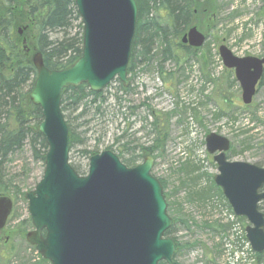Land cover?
<instances>
[{"label":"rangeland","instance_id":"rangeland-1","mask_svg":"<svg viewBox=\"0 0 264 264\" xmlns=\"http://www.w3.org/2000/svg\"><path fill=\"white\" fill-rule=\"evenodd\" d=\"M215 7L214 14L207 11L197 16L196 27L206 41L194 48V54L178 49V60H163L161 44L154 42L150 58L129 74L132 91L123 92L115 79L104 89L105 102L99 99L94 105H100L99 114L91 109L77 118L82 106L65 112L74 133L69 161L85 175L91 156L85 151L110 150L122 160L126 141L131 146H152L155 135L149 133V123L158 118L163 144L150 155L154 158L152 174L164 186L172 218L170 237L178 243L176 260L180 264H257V253L245 239L248 220L234 215L214 182L217 164L207 151L206 136L214 132L228 138L231 161L264 167V83L258 85L252 103L245 105L234 70L226 68L219 55V47L226 45L239 57H264V0H215ZM80 22L74 18L68 30L49 36L52 40L78 36ZM33 33H19L27 40L22 45L29 53ZM117 96L122 98L121 105ZM44 167L28 144L7 162L13 190L5 196L12 199L13 210L0 231V264H33V259L37 264L42 257L26 240L32 224L23 236H14L12 231L30 218L25 194L35 188Z\"/></svg>","mask_w":264,"mask_h":264},{"label":"water","instance_id":"water-1","mask_svg":"<svg viewBox=\"0 0 264 264\" xmlns=\"http://www.w3.org/2000/svg\"><path fill=\"white\" fill-rule=\"evenodd\" d=\"M75 6L83 24L77 61L66 69H50L41 52L32 57L37 77L29 98L42 110L38 131L48 150L42 178L25 194L33 225L26 240L51 264H180L175 260V240L165 235L172 218L163 186L151 174L152 156L129 167L105 150L90 157L85 175L70 164L69 127L61 110L63 90L86 84L101 92L115 78L129 86L127 67L138 19L136 0H75ZM205 41L196 26L181 38L193 48ZM219 55L224 66L234 70L243 103L250 105L264 75V57H239L226 45L219 47ZM230 146V140L217 133L206 136L207 151L217 164L214 182L233 212L248 220L246 237L252 250L261 254L264 167L229 160ZM12 210V199L0 195V231Z\"/></svg>","mask_w":264,"mask_h":264},{"label":"trees","instance_id":"trees-1","mask_svg":"<svg viewBox=\"0 0 264 264\" xmlns=\"http://www.w3.org/2000/svg\"><path fill=\"white\" fill-rule=\"evenodd\" d=\"M136 2L138 19L127 68L128 75L135 72L142 60L150 58L154 42L161 44L163 60H178L176 56L178 49L184 50L187 54H194L197 50L184 45L181 42L182 36L190 27L196 26L198 14L205 15L207 11L214 14L216 11L215 0H136ZM74 18L80 19L75 0H0V195L12 193L13 180L8 178L6 167L14 153L28 144L34 158L43 163L45 161L48 147L45 138L38 131V126L43 120L42 110L29 98L37 77L32 52H41L46 66L50 69H65L74 64L82 54V22L79 23L81 31L78 36L62 40H52L49 36L57 30H68ZM19 27L24 29L23 34L25 31L30 33L35 31L32 36L34 44L31 47L28 45L30 53L22 45L23 34H19ZM66 57L68 60L64 62ZM263 83L264 80H261L260 84ZM120 89L125 93L132 91L131 87H124L121 82ZM99 99L101 103L105 102L104 91L93 92L86 84L68 87L62 93L61 110L65 119V112L68 109L77 111L81 106L77 118L87 114L91 109H94L93 114L97 115L100 113V105L95 108L94 105ZM116 99L121 105L122 98L117 96ZM157 120L155 117L149 123V133L155 135L152 140L154 147L153 144L149 147L131 146V142L127 141L122 144L125 152H122L124 157L121 155L120 157L127 166H135L140 157L152 155L162 146L163 140H160L161 132L158 130L160 126ZM89 121L86 122L90 123ZM69 137L71 149L74 144L71 127ZM123 137L124 134L116 141ZM85 152L92 156L97 151ZM260 209L264 212V206L261 205ZM21 223V226L12 231V235L23 236L31 225V220L28 218ZM171 233L172 228L168 229L165 235L170 237ZM174 240L176 241L175 238ZM177 250L176 241V259ZM255 256L257 264L263 263L264 253H257ZM37 264L50 263L41 257Z\"/></svg>","mask_w":264,"mask_h":264},{"label":"bare ground","instance_id":"bare-ground-1","mask_svg":"<svg viewBox=\"0 0 264 264\" xmlns=\"http://www.w3.org/2000/svg\"><path fill=\"white\" fill-rule=\"evenodd\" d=\"M31 248H32V247H31ZM36 253H37V252H36ZM37 255H38V253H37ZM38 256H39V255H38ZM36 262H37V261L33 259V264H36Z\"/></svg>","mask_w":264,"mask_h":264},{"label":"flooded vegetation","instance_id":"flooded-vegetation-1","mask_svg":"<svg viewBox=\"0 0 264 264\" xmlns=\"http://www.w3.org/2000/svg\"><path fill=\"white\" fill-rule=\"evenodd\" d=\"M264 78V77H263Z\"/></svg>","mask_w":264,"mask_h":264}]
</instances>
